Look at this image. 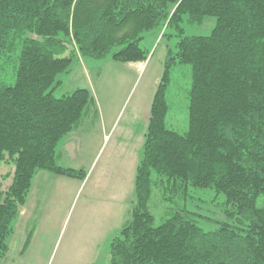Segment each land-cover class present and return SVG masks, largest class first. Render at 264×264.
<instances>
[{
  "label": "trees",
  "instance_id": "1",
  "mask_svg": "<svg viewBox=\"0 0 264 264\" xmlns=\"http://www.w3.org/2000/svg\"><path fill=\"white\" fill-rule=\"evenodd\" d=\"M216 18L209 35H185L181 23ZM174 28L153 95L134 174L131 217L110 243L109 264H264V0H0V72L20 47L15 81L0 82V164L14 163L0 202V261L33 175L46 170L83 179L55 161L56 144L94 103L87 88L55 96L75 54L143 62V34ZM191 66L188 130L164 122L170 69ZM212 188L233 220L214 230L178 206L191 188ZM157 189L176 205L154 226L148 202Z\"/></svg>",
  "mask_w": 264,
  "mask_h": 264
},
{
  "label": "rangeland",
  "instance_id": "2",
  "mask_svg": "<svg viewBox=\"0 0 264 264\" xmlns=\"http://www.w3.org/2000/svg\"><path fill=\"white\" fill-rule=\"evenodd\" d=\"M216 18L201 23H181L185 35H209ZM172 27L158 26L143 34L139 45L148 52L143 62L113 60V48L103 58L75 54L70 71L54 86L57 97L76 88H87L94 103L76 129L56 144L55 161L80 169L84 178L37 171L25 202L13 220L8 250L0 264H109L110 243L131 217L134 174L150 114V105L163 72L168 49L175 51L179 39ZM20 47L2 64L0 82L11 85ZM191 66L170 69L166 90L167 128L181 134L188 130ZM14 163L0 164V202L12 183ZM178 206L192 212L200 227L214 230L233 220L224 213L225 198L212 188H191ZM256 205L264 206V195ZM153 225H160L176 210L162 200L157 189L148 202Z\"/></svg>",
  "mask_w": 264,
  "mask_h": 264
}]
</instances>
